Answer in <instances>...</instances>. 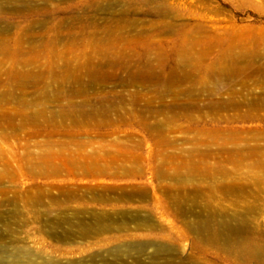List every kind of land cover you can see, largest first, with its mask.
<instances>
[{
	"label": "rangeland",
	"instance_id": "obj_1",
	"mask_svg": "<svg viewBox=\"0 0 264 264\" xmlns=\"http://www.w3.org/2000/svg\"><path fill=\"white\" fill-rule=\"evenodd\" d=\"M168 21L195 35L151 34ZM263 37L264 0H0V256L114 264L165 245L199 264H261L192 224L204 208L256 209L264 236ZM178 74L185 93L161 98ZM95 215L107 228L83 235ZM100 240L113 247L86 252Z\"/></svg>",
	"mask_w": 264,
	"mask_h": 264
},
{
	"label": "bare ground",
	"instance_id": "obj_2",
	"mask_svg": "<svg viewBox=\"0 0 264 264\" xmlns=\"http://www.w3.org/2000/svg\"><path fill=\"white\" fill-rule=\"evenodd\" d=\"M148 14L152 15L150 12ZM154 14L161 15L162 13H158V11H156ZM113 15L114 17L128 18L131 15H140V10H125L117 12ZM138 23L139 21H134L128 26L134 28L135 26L137 27L139 25ZM183 26L184 25H177L175 22L168 21L163 22L162 25L156 24V26H151L150 29L151 34L156 35L163 32L174 33L177 31H182L184 30ZM201 27L199 29H201ZM123 29H125L124 26L122 28L120 25H118L114 30L115 32H122ZM193 31H195V29L185 31L186 39L195 35H191ZM196 39H198V37ZM235 42V46L243 43L242 40ZM260 43L262 46H264V37ZM179 56L182 61H187V63L191 64H193L196 59H198V55L194 49L182 50L179 52ZM238 60L240 61L239 58ZM178 69H180V65L176 69L175 73L178 71ZM179 75L180 74H178V77H176L173 81L169 80L167 82H163V88L160 92L161 98H164L167 95L180 96L185 93V90H175L176 87L186 79L183 76L179 77ZM185 75L188 76L187 73H185ZM196 92L197 89L195 88H193V90L191 89L187 91L188 94L190 93V96L194 95ZM201 214L203 215L204 219H201L197 223H193L192 228L197 232L204 242L215 245L225 242V244L220 248L222 251L234 255L240 259L244 256H249L259 263L264 264V236L258 237V229L251 225L250 220L247 218L248 215L257 214L256 209H250L247 216L233 214L228 217V215H226L223 210H215L211 208H204V211H202ZM96 217L98 218L96 219L95 224L88 226L83 235L89 236L94 231H102L107 228L101 223L102 218L99 216ZM250 235L254 236L255 238H250ZM147 246L148 245H144L143 247L138 248L136 250V256H129L127 255L126 251H124L121 253V256L116 257L114 264H199L193 260L179 258V253L177 250L165 245H159L152 254L145 256L148 248ZM149 246H151V244ZM128 253H131V251ZM131 259L133 261H130ZM0 264H50V262H48V260H42L41 262L35 261V254H33V252L27 250L26 248H20L13 252L7 253L6 256H0ZM102 264L109 263L104 260Z\"/></svg>",
	"mask_w": 264,
	"mask_h": 264
},
{
	"label": "crops",
	"instance_id": "obj_3",
	"mask_svg": "<svg viewBox=\"0 0 264 264\" xmlns=\"http://www.w3.org/2000/svg\"><path fill=\"white\" fill-rule=\"evenodd\" d=\"M111 247H113V245L109 244L107 242V240H100V241H95L94 243H90V245L88 247L89 250H87V248L85 250H86V252L89 253L91 251H94L96 248L108 250V249H111ZM95 256H100V255H95ZM95 256L91 255L90 257H95Z\"/></svg>",
	"mask_w": 264,
	"mask_h": 264
}]
</instances>
